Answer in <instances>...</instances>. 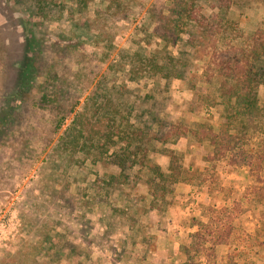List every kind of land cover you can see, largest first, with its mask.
Listing matches in <instances>:
<instances>
[{"label":"rangeland","instance_id":"1","mask_svg":"<svg viewBox=\"0 0 264 264\" xmlns=\"http://www.w3.org/2000/svg\"><path fill=\"white\" fill-rule=\"evenodd\" d=\"M153 1L125 0L134 7L145 2L144 11L117 20L110 31L102 30L107 34L93 29L92 37L83 38L76 22L95 18L97 9L111 6L110 0H91L82 10L75 0H55L67 11L50 20L30 13L25 0H0V102L20 90L31 38L33 47L37 41L43 45L44 66L55 62L64 77L56 90H70L71 100L79 97L59 131H54V116L46 109L26 108L18 136L1 142L0 264H186L195 255L200 264H264V200L254 205L253 196L247 195L254 178L246 167L212 160L214 146L210 139H202L211 129L219 132L224 105L216 98L215 84L206 81L207 73L214 74L205 72L213 58L203 62L191 47L197 31L184 33L177 45L167 47L173 55L187 58L183 77L167 78L134 67L133 54L166 47L148 24L147 9ZM220 4V0L197 3L201 23L219 48L264 28V0H252L245 7H234L239 29L237 35L224 39L219 35ZM46 75L44 69L39 71L38 84L45 83ZM100 83L127 102V128L154 122L157 139L145 145L152 162L169 172L172 152L180 154L184 173L173 196L161 195L156 201L142 171L136 166L127 169L131 177L126 178L116 164L115 152L129 145L125 136L112 131L109 113L99 111L92 100ZM79 116L97 138L66 182L50 161L60 138ZM23 132L30 137L31 161L21 153ZM112 175L123 183L116 194L136 200L137 223L115 217L108 222L102 205L91 201L89 182ZM112 200L125 205L117 197ZM221 218L232 220L233 232L228 243L213 244L214 236L205 226Z\"/></svg>","mask_w":264,"mask_h":264},{"label":"trees","instance_id":"2","mask_svg":"<svg viewBox=\"0 0 264 264\" xmlns=\"http://www.w3.org/2000/svg\"><path fill=\"white\" fill-rule=\"evenodd\" d=\"M16 1L20 3L23 0ZM25 1L27 3L24 5L28 7L30 13L43 15L45 20H50L57 13L64 16L67 11L65 5L55 0ZM89 1L91 0H75V3L79 10H82L88 6ZM199 1L154 0L147 9L148 24L153 28V33L166 43V47L164 50L151 53L137 52L131 57L136 59L137 63L134 62V67L137 70L154 72L167 78H181L186 73L188 60L182 56L173 55L167 47L177 45L184 33L192 31L194 34L197 31L196 37L192 36L191 47L194 48L195 55L199 52V60L206 62L208 58H213L212 65H209L205 72L213 70L214 74L208 77L210 73H207L206 81L209 84H215L216 98H219L218 101L224 105V121L219 124V132L211 129L202 139H210V144L214 146L212 160H227L236 167H246L249 170L255 185L250 186L247 195L253 196L255 200L251 202L255 205L259 200H264V28L259 27L252 35L244 37L236 44L219 48L215 43L217 39L210 34L212 32L204 29L201 23V14L198 12L197 5ZM251 1L220 0L219 17L222 20L220 36L223 35L224 39L232 38L240 24L234 7H245ZM110 2L111 6L106 9H97L95 18L84 19L81 23L76 22L80 36L92 37L93 29L101 30V35L107 34L108 32L102 30L110 31L111 25L117 20L138 16L145 8V2L136 7L130 6L125 0H110ZM200 23L202 28L199 29ZM31 40L32 38L26 46L20 90L13 91L0 102V145L3 140L8 142L12 137L18 136L26 108L46 109L50 115L54 116V131L57 132L62 128L65 116L74 111L79 101V97L71 100L70 90H56L64 77L60 76L55 62L49 67L44 66V61L41 59L44 52L43 45L37 41L33 47ZM42 69L46 71V81L38 84L37 76ZM126 92L127 90H121L120 93ZM120 97H122L121 94L117 96V93L107 88L104 83H100L99 90H95L92 96L99 111L107 112L111 116L112 131L117 130L118 134L125 136L128 140V148L115 152L116 164L123 168L126 178L131 177L130 171L126 173L127 169L130 170L136 166L142 171L143 175L150 179L148 180L152 189L150 193L156 201L161 195L163 198L170 194L173 196L180 181L179 177L184 173L179 163L180 154L175 152L174 155L172 152L169 172L163 171L159 164L152 162L145 145L157 139L153 130L154 122L148 127L127 128L125 119L129 115L130 108L127 102L120 101ZM89 132V124H86L82 116H79L67 133L60 138L52 152L50 163L58 171V177H62L66 182L72 178L70 176L73 175V169L77 167L76 164L82 155L91 153L93 141L97 135L89 134ZM112 137H114L113 134ZM22 138L21 153L25 159L31 161L33 150L29 149L28 145L30 137L23 132ZM89 184L92 191L89 197L91 201L102 205L104 220L110 222L109 219L115 217L123 220L136 219L135 222H138L140 212L136 200L126 194L115 192L117 186L123 185L116 175L102 178L94 184L89 182ZM113 197H117L120 202L124 201L125 205L118 206L117 202L112 200ZM142 200L145 198L142 197ZM128 202H130L129 205H127ZM205 228L207 232L213 234V244L228 243V237L233 232V222L221 218L215 225H207ZM40 241L43 243L44 240ZM196 257V255L193 256L186 264H200ZM4 261V259L1 260L3 263Z\"/></svg>","mask_w":264,"mask_h":264}]
</instances>
